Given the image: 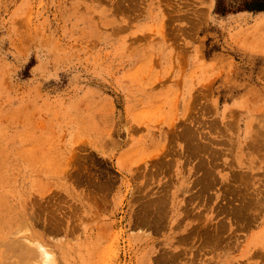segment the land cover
Here are the masks:
<instances>
[{
	"label": "rangeland",
	"instance_id": "1",
	"mask_svg": "<svg viewBox=\"0 0 264 264\" xmlns=\"http://www.w3.org/2000/svg\"><path fill=\"white\" fill-rule=\"evenodd\" d=\"M0 263L264 264V0H0Z\"/></svg>",
	"mask_w": 264,
	"mask_h": 264
},
{
	"label": "bare ground",
	"instance_id": "2",
	"mask_svg": "<svg viewBox=\"0 0 264 264\" xmlns=\"http://www.w3.org/2000/svg\"><path fill=\"white\" fill-rule=\"evenodd\" d=\"M210 154V153H209ZM202 162V161H201ZM247 180V179H246ZM240 214V213H239ZM20 239V238H19ZM10 242V241H9ZM18 242V241H17ZM14 243V242H13ZM14 245V244H13ZM6 249V248H5ZM11 262V261H10ZM1 264V263H0Z\"/></svg>",
	"mask_w": 264,
	"mask_h": 264
}]
</instances>
